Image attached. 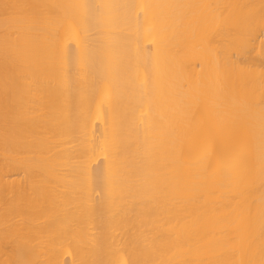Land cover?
Segmentation results:
<instances>
[{
  "label": "bare ground",
  "instance_id": "bare-ground-1",
  "mask_svg": "<svg viewBox=\"0 0 264 264\" xmlns=\"http://www.w3.org/2000/svg\"><path fill=\"white\" fill-rule=\"evenodd\" d=\"M0 264H264V0H0Z\"/></svg>",
  "mask_w": 264,
  "mask_h": 264
}]
</instances>
